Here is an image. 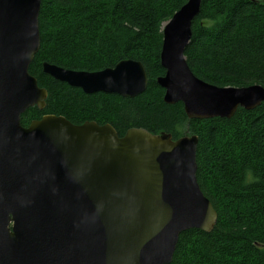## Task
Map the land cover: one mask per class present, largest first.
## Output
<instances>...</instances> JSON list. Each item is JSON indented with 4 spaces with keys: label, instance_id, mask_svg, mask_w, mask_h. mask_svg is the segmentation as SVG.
Returning <instances> with one entry per match:
<instances>
[{
    "label": "water",
    "instance_id": "obj_1",
    "mask_svg": "<svg viewBox=\"0 0 264 264\" xmlns=\"http://www.w3.org/2000/svg\"><path fill=\"white\" fill-rule=\"evenodd\" d=\"M41 0H0V264H169L182 232L217 221L196 178L198 137L45 115L47 90L28 71L40 47ZM201 0H188L163 29L156 78L167 104L189 119L231 118L264 102V87H218L196 77L184 51ZM53 78L85 93L135 97L144 65L126 59L98 71L47 62Z\"/></svg>",
    "mask_w": 264,
    "mask_h": 264
},
{
    "label": "trees",
    "instance_id": "obj_2",
    "mask_svg": "<svg viewBox=\"0 0 264 264\" xmlns=\"http://www.w3.org/2000/svg\"><path fill=\"white\" fill-rule=\"evenodd\" d=\"M187 0H41L40 47L29 73L47 90L45 106L28 108L21 124L45 114L73 124L105 123L119 136L144 128L172 139L195 134L196 178L217 212L210 232H182L169 264H264V102L231 118L189 119L181 102L163 101L156 78L162 26ZM193 74L216 86L264 87V0H201L185 50ZM140 61L146 89L135 97L85 93L42 71V63L98 71Z\"/></svg>",
    "mask_w": 264,
    "mask_h": 264
},
{
    "label": "bare ground",
    "instance_id": "obj_3",
    "mask_svg": "<svg viewBox=\"0 0 264 264\" xmlns=\"http://www.w3.org/2000/svg\"><path fill=\"white\" fill-rule=\"evenodd\" d=\"M188 1V0H187ZM187 1L185 2V3H187ZM185 3L183 4V5H185ZM182 5V6H183ZM181 6V7H182ZM181 7L175 12V13H177L180 9H181ZM175 13L171 16V18L170 19H168L164 24H163V26H162V40H163V29H164V27H165V25L166 24H168L172 19H173V17H174V15H175ZM197 16V15H196ZM191 30H192V25H191ZM191 40V39H190ZM163 42V41H162ZM190 42V41H189ZM189 44V43H188ZM188 46V45H187ZM187 46H186V48H187ZM161 48H162V44H161ZM186 48H185V50H186ZM161 51V50H160ZM184 55H185V51H184ZM186 58V57H185ZM159 59H160V54H159ZM53 65H55V64H53ZM161 65V64H160ZM42 66V65H41ZM57 66V65H56ZM60 67V66H59ZM114 67V66H113ZM42 71H43V69H42ZM44 72V71H43ZM51 76V75H50ZM204 81V80H203ZM206 82V81H205ZM208 83V82H207ZM213 85V84H212ZM216 86V85H215ZM218 87H222V86H218ZM223 87H225V86H223ZM99 92H101V91H99ZM164 96V95H163ZM164 101V100H163ZM45 106V105H44ZM37 107V106H36ZM44 108V107H43ZM45 115H53V114H45ZM45 115H43V116H45ZM42 116V117H43ZM41 117V118H42ZM40 118V119H41ZM40 119H34V120H40ZM34 120H31V121H34ZM30 121V122H31ZM84 123V122H83ZM30 124V123H29ZM29 124L27 125V126H24V127H28L29 126ZM106 124V123H105ZM133 128H136V127H133ZM131 129V128H130ZM144 129V128H143ZM146 130V129H145ZM127 131V130H126ZM148 131V130H147ZM151 133V132H150ZM160 133V132H159ZM118 134V133H117ZM125 134V133H124ZM156 134H158V133H156ZM171 135V134H170ZM188 135V134H187ZM190 135V134H189ZM192 135H195V134H192ZM119 136V135H118ZM197 136V135H196ZM119 137H122V136H119ZM172 137V136H171ZM182 137V136H181ZM180 138V137H179ZM178 139V138H177ZM177 139H173V140H177ZM214 208V207H213ZM217 213V212H216ZM192 229V228H191Z\"/></svg>",
    "mask_w": 264,
    "mask_h": 264
}]
</instances>
